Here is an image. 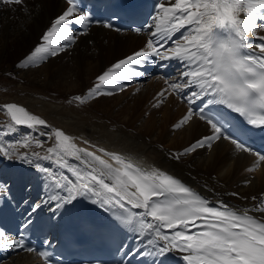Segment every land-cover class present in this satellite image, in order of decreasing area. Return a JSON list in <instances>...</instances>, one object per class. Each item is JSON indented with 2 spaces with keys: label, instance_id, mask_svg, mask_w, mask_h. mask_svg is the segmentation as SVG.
I'll return each mask as SVG.
<instances>
[{
  "label": "snow or ice",
  "instance_id": "6c2138e0",
  "mask_svg": "<svg viewBox=\"0 0 264 264\" xmlns=\"http://www.w3.org/2000/svg\"><path fill=\"white\" fill-rule=\"evenodd\" d=\"M22 4L23 0H0V5ZM66 4V9L42 34L43 42L17 67H35L49 57H57L76 44L74 25L87 29L93 23L92 13L80 11L77 0H66ZM151 19L144 47L112 64L97 76V83L85 95L72 96L69 103L83 105L99 96L112 95V89L123 91L120 82L142 76L134 66L149 57L178 61L182 65L179 77L165 80L167 87L157 93L153 108H159L167 95L174 93L189 107L173 129H182L195 119L209 126L210 134L181 152L170 153L171 158L179 160L200 149L211 150L216 142L227 140L236 150L256 157L247 168L248 172H255L264 162V153L254 152L238 137L225 134L227 122L216 109H226L238 114L247 125L264 128V36H257L258 29L264 30V0H157ZM103 27L111 28L112 24L104 23ZM135 31L139 33L141 28ZM249 35L260 43L253 45ZM0 111L9 117L0 125V135L15 134L20 127L30 130L14 143L0 141V158L27 163H33L35 158L55 166L53 169L35 164L52 194L32 205V213L42 204L53 205L52 210L56 211L86 197L93 204L120 210V225L134 233L147 249L145 252L136 248L133 254L152 256L153 264L155 258L173 251L183 254L184 264H264V193L253 196L252 201L258 202L249 207L234 208L223 201L213 204L166 170L144 167L88 140L82 141L85 147L79 146L76 137L53 127L22 105L5 103ZM49 142L50 146L45 147ZM33 148L42 149L44 154L28 151ZM9 191L0 184V197H6ZM31 222L29 219L24 227ZM0 248L36 251L25 245L22 235L11 239L2 230ZM37 254L48 264L47 252Z\"/></svg>",
  "mask_w": 264,
  "mask_h": 264
},
{
  "label": "bare ground",
  "instance_id": "6f19581e",
  "mask_svg": "<svg viewBox=\"0 0 264 264\" xmlns=\"http://www.w3.org/2000/svg\"><path fill=\"white\" fill-rule=\"evenodd\" d=\"M32 2L35 4H30ZM66 7V0H23L22 5H0V82L3 80L6 83L3 84L4 87H1L5 91L0 89L2 91H0V106L5 103L22 105L33 114L44 118L53 127L61 128L67 134L76 137V143L79 146H86L82 144L83 139L81 138V134H85V137L92 139V143L97 147L127 155L144 167L156 166L168 171L209 200L223 201L234 208L249 207L257 203L258 201L254 202L251 198L253 196L259 197L261 193H264V162L260 164L256 172H248L247 168L256 161V157L236 150L229 141L221 140L216 142L211 150L200 149L195 153L181 157L179 160L171 158L170 153L181 152L201 136L210 134L209 126L203 121L195 119L190 125L182 129H173V124L189 107L186 102H182L178 97L174 101L175 103H166L165 116L161 122L155 119L157 117L153 112L152 120L141 126L137 124L139 123L137 121V123H133L127 121L125 117L120 119L114 116L109 106L115 107L118 104L110 100L112 103L109 102V106L104 103L103 106L96 103L85 105L86 111L84 113H88L87 117L82 115L83 112L77 105L63 106L64 104H58V99L69 98L78 93L85 95L89 88L90 79H94L98 74L107 70L112 63L114 64L126 55L143 48L149 38L147 27L138 34L115 32L99 25H90L85 29L83 35L74 29L78 36L77 42L65 53L63 52L65 55L57 56L56 58L59 57L58 61L56 58L51 61L48 58L44 65L38 68H36L37 66L19 68L17 65L12 66L10 64L9 59L13 56V51L15 49L21 51L22 43L27 41L33 31L37 36L35 43L39 45L43 42L41 40L42 34ZM179 36L180 33H177L176 38ZM34 49L33 47L31 52ZM70 51H73L72 56L67 53ZM23 79L26 83L21 85V88L12 87L14 81L21 82ZM24 89L25 91H22ZM160 89L159 84L152 85L146 94L141 93L136 98L138 101H142L152 91ZM50 93L59 96L53 97ZM177 106L178 109H176ZM130 109L137 112L140 108L131 102L121 110L125 113ZM0 115L4 116L0 119V125L9 121V117L4 111H0ZM106 120L113 122L118 127L115 126L111 130L110 125L105 123ZM129 126L135 128L134 133H126L127 131L124 129ZM27 129L20 127L18 130ZM18 133L17 131L10 137L20 138ZM10 137L0 135V141L10 143ZM129 141H132L135 146L130 145ZM50 144L51 142L45 147L50 146ZM20 151L25 150L20 149ZM28 151L44 154L42 149L33 148ZM32 159L33 163L16 159L21 165L11 178L8 194L13 195L15 199L18 193L23 198L34 197L35 202L32 204L34 205L47 200L48 196L52 194L44 174L36 169L35 164L39 163L43 167L53 169L55 166L50 161ZM0 160L15 161L5 158H0ZM246 180L251 182L246 184ZM233 193L237 195H232ZM77 201L54 211L58 216H62L61 221L63 223L68 219V215ZM52 208L53 205L42 204L41 209L35 213ZM103 208L106 210L105 215L111 210L107 206ZM252 214L258 217L262 215L259 213ZM138 248L147 251L141 244ZM2 250L5 260L3 259L4 261L0 264H34L36 262L42 264L39 258L32 253L20 252L15 248H2ZM133 253L131 250L122 264H153L154 257ZM182 255V253L173 251L168 253L166 257L155 258V264H160L161 260H163V264H184Z\"/></svg>",
  "mask_w": 264,
  "mask_h": 264
},
{
  "label": "rangeland",
  "instance_id": "374dc122",
  "mask_svg": "<svg viewBox=\"0 0 264 264\" xmlns=\"http://www.w3.org/2000/svg\"><path fill=\"white\" fill-rule=\"evenodd\" d=\"M30 4H35V2H32V3H30ZM242 16V18H244L243 17V14H241ZM257 36H264V30H260V29H258L257 30ZM36 35H35V33H34V31L29 35V37L27 38V41H25V42H23L22 43V45H21V47H22V49H21V51H17V49H15L14 51H13V56H11L10 57V59H9V61H10V64L12 65V66H16V65H19L20 64V62L22 61V60H24L25 59V57L26 56H28L27 54H29L30 52H31V50L33 49V47L35 48V46H38L37 45V43H35V41H36ZM33 39V40H32ZM249 40H250V42L253 44V45H255V44H257V43H260V41L257 39V38H255V37H252L251 35H249ZM20 47V48H21ZM66 51H64V53H65ZM23 53V54H22ZM63 52L61 53L62 55L64 54ZM70 56H72L73 55V51L71 52H67ZM61 54H59V55H61ZM78 54V53H77ZM58 55V56H59ZM65 55V54H64ZM78 55H81V54H78ZM80 57V56H79ZM50 58V61L51 60H53V59H55L56 57H49ZM58 59H59V57L58 58H56V61H58ZM79 59V58H78ZM113 64V63H112ZM111 64V65H112ZM44 65V62H42V63H40L36 68H38L39 66H43ZM111 65H109V67L111 66ZM182 70V69H181ZM180 70V71H181ZM106 71V70H105ZM104 72V71H103ZM180 73V72H179ZM100 74H102V73H100ZM100 74H98V75H100ZM97 75V76H98ZM179 75V74H178ZM96 78L97 77H95L94 79H90L89 80V88H88V90L91 88V86H92V84L94 85L95 83H97V80H96ZM178 78V77H177ZM177 78H175V79H177ZM175 79H171V80H175ZM161 80H163V79H161ZM170 80V81H171ZM158 81V77H152V76H148V77H146L143 81H141V82H132V80H130V81H128V82H122L121 84L123 85V87H125L124 88V90L123 91H119V92H117V93H114L113 92V94L112 95H107V94H105V95H102V96H99V97H97V98H95V99H91V100H89V101H87L85 104H83V105H81V104H79L78 102H72V103H69V100L71 99V97H69V98H65V99H58V104H64L63 106H65V105H69V104H72V105H77V107H79L80 108V111L81 112H83V114L82 115H84V116H86L87 117V115H88V113H84L86 110L84 109L85 107V105L86 106H88V105H92L93 103L95 104H98L99 106H103L102 104L104 103V104H106V105H110L109 104V102L110 101H112V102H114L115 104L117 103L118 105L117 106H115V107H113V106H109V109L110 110H112L111 111V113L114 115V116H117L118 118H120V119H122V118H124L125 117V119L127 120V121H132L133 123H137V122H139V123H137L139 126H141L142 124H144L145 122H149V121H151L152 120V113L153 112H155L154 113V115H155V117H157V118H155V119H158V121L159 122H161V120L164 118V116H165V112H166V107H167V105H166V103L167 104H169V103H171V102H174V101H176V99H177V96L175 97V95L173 94V93H170V94H168L167 95V99L164 101V103L160 106V109L158 110V108H153V104L154 103H156V101H157V93L159 92V90H157V91H152L144 100H142V101H138V99L136 98V96H139L141 93H143V94H146V92H147V90L152 86V85H157V84H159V86H160V83H157L156 84V82ZM163 81H165V80H163ZM15 83H13V88H21L22 86L21 85H23V84H25L26 82H25V80L23 79V80H21V82H19V81H14ZM6 84L5 82H3V80L0 82V89L2 90L3 88H1V87H4V85ZM135 85V86H134ZM162 85V87H163V89H165L166 87H167V85H166V83L164 82V83H162L161 84ZM0 90V91H1ZM4 90V89H3ZM2 90V91H3ZM113 90V89H112ZM111 90V91H112ZM1 91V92H2ZM5 91V90H4ZM22 91H25V89L24 90H22ZM105 91H108V89H106ZM0 92V93H1ZM153 93V94H152ZM22 94V93H21ZM40 94V93H39ZM51 94V93H50ZM76 95H83L82 93H78V94H76ZM173 95H174V98H173ZM39 96H41V95H39ZM51 96H53V97H57V96H59L58 94H51ZM147 99V100H146ZM104 100H106V101H104ZM110 100V101H109ZM155 100V101H154ZM104 101V102H103ZM112 102H110V103H112ZM131 102H132V104L133 105H135L136 107H139L140 109L137 111V112H134L132 109H130L129 111H126L125 113H124V111L123 110H121L123 107H125L126 105H129V104H131ZM135 102V103H134ZM128 103V104H127ZM175 103V102H174ZM138 105V106H137ZM140 105V106H139ZM111 107V108H110ZM114 108V109H113ZM84 109V110H83ZM176 109H178V106H177V108ZM158 110V111H157ZM126 114V115H125ZM130 114V115H129ZM132 115V116H131ZM2 115H0V119H2L4 116H2ZM137 121V122H136ZM3 122H5V121H3ZM109 122V123H108ZM141 122V123H140ZM105 123L106 124H108V125H110V129L111 130H113L114 128H115V126L116 127H118V125H114V123L113 122H111V121H105ZM23 129L25 128V127H22ZM113 128V129H112ZM125 131H127L126 133H128V134H132V133H134V131H135V128H132L131 126H129V127H127L126 129H124ZM19 131V133L20 134H22V133H24V134H22L21 135V138L23 137V135H26V134H28L29 132H30V130L29 129H27V130H25V131H23L22 132V130H18ZM44 131H47V129H44ZM133 131V132H132ZM26 132V133H25ZM129 132H131V133H129ZM139 132V131H138ZM18 133V134H19ZM12 135V134H11ZM11 135H9V136H11ZM33 135H35V133H33ZM84 135V136H83ZM86 135L85 134H81V138L83 139V140H88L91 144H93L92 142H93V140L92 139H89V138H87V137H85ZM79 137V136H78ZM11 138V137H10ZM91 138V137H90ZM39 139H42V140H44L45 139V137H39ZM9 140V139H8ZM19 140V139H18ZM15 141H17V139H14V137L12 138V140L10 141V143H13V142H15ZM95 141H97V140H95ZM6 143H7V141H5ZM129 144L130 145H134L133 143H132V141H129ZM135 146V145H134ZM122 155H124V154H122ZM188 155H190V154H188ZM125 156V155H124ZM187 156V155H186ZM126 157H129V156H127L126 155ZM2 165L3 164H1L0 165V170H1V167H2ZM246 168V167H245ZM257 171V170H256ZM255 171V172H256ZM252 175H254V174H252ZM254 176H257V175H254Z\"/></svg>",
  "mask_w": 264,
  "mask_h": 264
}]
</instances>
